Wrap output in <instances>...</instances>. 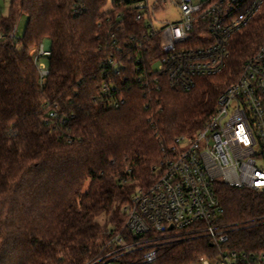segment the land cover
I'll return each instance as SVG.
<instances>
[{"label":"trees","instance_id":"trees-1","mask_svg":"<svg viewBox=\"0 0 264 264\" xmlns=\"http://www.w3.org/2000/svg\"><path fill=\"white\" fill-rule=\"evenodd\" d=\"M107 2L10 0L0 16V264L94 257L103 232L123 225L122 207L153 182L175 140L203 128L264 44L260 16L236 35L222 73L175 88L164 75L144 73L160 55V38L149 36L137 0H112L106 9ZM45 41L48 75L40 80L33 56ZM216 193L221 223L235 225L226 247L264 253V192L217 183ZM216 255L208 240L185 236L161 243L150 264Z\"/></svg>","mask_w":264,"mask_h":264},{"label":"built area","instance_id":"built-area-1","mask_svg":"<svg viewBox=\"0 0 264 264\" xmlns=\"http://www.w3.org/2000/svg\"><path fill=\"white\" fill-rule=\"evenodd\" d=\"M144 1L135 7L144 13L149 36L160 38V55L150 69L145 64L144 73L164 75L172 87L185 90L198 77L222 73L236 35L264 16V0H171L179 21L156 29L152 13L161 5L155 0L150 9ZM49 48L45 41L33 56L40 80L48 75L43 59ZM153 176L122 207L123 225L109 226L97 254L84 264H150L161 243L185 236L206 239L217 250L215 257H198L200 264H264V253L226 247L235 225L221 223L216 193L217 183L264 192V44L219 95L203 128L192 138H177Z\"/></svg>","mask_w":264,"mask_h":264},{"label":"rangeland","instance_id":"rangeland-1","mask_svg":"<svg viewBox=\"0 0 264 264\" xmlns=\"http://www.w3.org/2000/svg\"><path fill=\"white\" fill-rule=\"evenodd\" d=\"M111 2L112 0H108L107 6L105 7L106 9L109 7ZM144 2H145L144 0H140V4H144ZM154 2L155 0H147V4L150 9ZM158 2L161 5L160 9L152 13L153 14L152 23L156 29L163 28L165 25L169 23H174L179 21L180 13L171 0H158ZM9 6H10V0H0V16H6L8 14ZM26 22H27V18L24 15L21 16L16 22L15 33L19 37L23 35ZM98 220L101 224H103L105 221V217L100 216ZM192 264H200V263L194 262Z\"/></svg>","mask_w":264,"mask_h":264}]
</instances>
